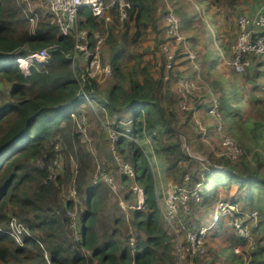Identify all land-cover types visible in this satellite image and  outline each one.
<instances>
[{"label": "trees", "instance_id": "trees-1", "mask_svg": "<svg viewBox=\"0 0 264 264\" xmlns=\"http://www.w3.org/2000/svg\"><path fill=\"white\" fill-rule=\"evenodd\" d=\"M129 1L131 7L123 24L116 10H111L113 18L109 22L95 16L88 7L79 13V27L91 31L92 45L93 31L106 35L102 56L104 60L108 58L112 77L118 80L104 95L96 79L88 78L87 93L105 103L103 113L109 117L130 113L133 119L130 122L131 134L140 143L148 134L155 132L150 155L161 160L163 171L164 168L167 173L179 171L183 175L182 182L187 174L189 184H200V200L192 199V211L188 216L197 207L205 208L210 213L209 222L218 204L227 201L238 206L242 217L257 211V225L246 220L251 225L254 248L248 258L235 251L234 260L240 264H264V174L259 167L263 162V152L253 147L264 142V83L259 84L260 78H264V58L248 52L246 58L249 63L243 72L232 69L221 73L216 70L220 57H223V65L233 58L239 35L238 17L245 14L254 18L264 6V0H204L208 2L207 12L211 11L215 16L210 24L217 25L219 31L218 41L211 43L213 48L207 44L210 33L202 18L200 21L204 24L205 34L200 36L196 2L190 6L187 2L181 6L179 0L173 2L180 29L187 24L188 28L199 30L178 41L176 37L166 38L164 16L169 10L168 0ZM223 6H231L233 11L237 9L238 17L233 19V15L221 13ZM31 17L36 18L35 27L31 25ZM150 33L154 39L147 38ZM201 38L204 40L200 41ZM167 39L179 47L174 50L172 68L166 79L168 57L161 45ZM54 44L56 47L52 49L48 63L32 66L28 75L13 55L15 52L27 55ZM184 47L197 53L193 62L188 53L182 51ZM129 49L135 51L137 59H127ZM73 53V33L62 34L45 0H0V84L9 85L0 103V264H162L157 248L163 240L162 235L166 234L161 226V211L156 200L157 177L147 153L126 135L120 136L117 146L133 165L135 175L123 179L133 180L146 190L145 209H136L132 216L137 232L136 252L132 254L130 248H121L115 234H111L113 238L102 239L96 229L103 182L85 187L88 156L81 147L82 140L74 117V114L80 115L87 101L79 98L84 64L78 60L73 67L70 57ZM180 54L186 57L183 61L191 66L193 63L194 72L198 70L202 79L198 81L196 97L188 95L193 102L190 109L182 108L183 97L175 88L180 77H196L187 72ZM159 56L163 59L161 71L156 62ZM154 67L157 70L153 71ZM242 80L252 91L245 100L240 93ZM123 81L127 82L126 85ZM94 88L103 96L93 91ZM215 103L221 116L213 115L214 128L207 127L202 114L207 109L212 116L210 110ZM246 109L252 114L244 117ZM217 121L221 128L216 127ZM200 126H205L210 133L232 136L241 146L240 156L228 158L220 148L218 150L222 152L215 150L213 144L207 148L206 160L191 156L180 132L188 135L189 127L201 137L203 132H198ZM247 133L253 140L246 136ZM58 154H64L68 163L64 175L51 180L48 178L49 166ZM72 157L78 163V199L82 192L86 193L84 208L79 215L81 239L77 242L69 235L64 236L62 226L67 219L57 203L59 195L63 194L64 199V185H68L66 180L73 174ZM194 163L197 164L195 168L189 170ZM256 183L261 185L259 189L254 188ZM64 201L66 208H73L74 200ZM12 209L34 235L25 237L23 244L1 231L13 216ZM222 217L212 227H216L217 233L230 231L235 236L234 250L235 247L244 249L246 242L235 233L226 215Z\"/></svg>", "mask_w": 264, "mask_h": 264}, {"label": "rangeland", "instance_id": "rangeland-1", "mask_svg": "<svg viewBox=\"0 0 264 264\" xmlns=\"http://www.w3.org/2000/svg\"><path fill=\"white\" fill-rule=\"evenodd\" d=\"M250 1L255 2L257 0ZM173 2L174 0H168L169 7H172L174 9ZM185 2H187L189 6L192 4V2H196V4L194 5H196L197 11L199 13V17L197 18L196 23L200 26V31L188 28V25L186 24V26L182 28L183 31L180 29L183 39H185L187 35L191 33H193L194 35L198 31L200 32V36L205 34V31L203 30L204 24L200 21V18H202L206 21L210 33V35H208V41L206 40L207 44L209 45V47L211 46L213 48L214 45L211 43L218 41L219 31L217 30V25L210 24L211 21L215 19V16L213 12H207L208 2L204 0H179L181 6L184 5ZM237 11V9L233 11L231 6H223L220 8L221 13H229L228 15L230 17L233 15V19L238 17V15L236 14ZM31 25L32 27H34V24L32 22ZM99 33L104 37L106 36L100 31ZM261 34V30H257L255 34H253L251 41L256 42L257 36H260ZM147 38L154 39V35L150 33ZM203 40L204 38L200 39V41ZM171 46L173 50H176V47L178 45L174 46L172 44ZM216 46L217 45L215 44V47ZM142 47L143 45L139 47L138 52L141 51ZM183 50L188 53L190 59H193L192 62L196 59L191 57L190 55L192 53L189 52H194V50L191 49L188 51L185 47L184 49H182V51ZM131 51L134 50L129 49L128 52H126L127 59H137L135 51L133 53ZM179 57L182 61L183 59H186L184 54H180ZM222 58L223 57L219 58V63H217L216 65V70L221 73H226L228 71L231 72V70L233 69L232 66L226 63H224V65L221 64ZM152 59H154L153 56ZM101 62L104 64L109 62L107 57L106 60H104L102 53ZM156 62L158 70L161 71L160 69L163 63L162 57L159 56ZM183 63L184 67L187 68V72L192 73V75L196 77V79L192 77V82L197 85L198 81L202 80L199 78V72L197 73L198 70L194 72V68H192L194 67L193 63L192 66L191 64H188L187 61H183ZM157 68L154 67L153 71L157 70ZM112 76L113 71L111 66V73L108 75H103V79L100 80L99 77L94 78L99 85V90L104 95L108 93V89L110 86H112L113 83H118V80L114 79ZM123 83L126 85L127 82L123 81ZM263 83L264 78L263 80L260 78L259 84L263 85ZM6 86L9 87V85L0 84V103L5 98V94L7 91ZM183 87L184 86L182 84L179 85L177 81L175 90L179 92L180 96L182 97H184V95L179 90L182 91ZM84 88L86 89L87 87L85 86ZM194 89L195 88L192 87L190 88L192 93H195ZM92 90L97 92L96 88ZM240 90L243 100L249 97V95L252 93V91L248 89V85H246L243 80L240 83ZM256 91L259 95V90ZM98 94H100L99 96L102 95L100 92ZM89 99L90 101H86L83 104L82 112L80 113V115L74 114V117L76 119V126L82 140L81 147L83 148V150H85V153H87L88 156V159L86 161V176L84 179L85 187L96 184L94 181V176L98 172L105 170L109 173V179L107 181H102L103 184H101L100 189V206L98 211L96 229L100 233L101 238H113L111 234H115V237L119 240V245L121 248H130L132 254L136 252V246L138 244L135 238V234L137 232L135 229L136 227L132 222V216L133 212L136 209H145L146 204L145 206H141L140 198L146 195V190L144 189L145 195L142 192L135 191V187H137L136 185L138 184L133 180H126L122 178L120 161L121 159L125 161L128 160H126L120 152V149L117 146L118 141L115 142V145L112 144V137H116L118 135L119 140L120 136L126 135L130 139H132V141L140 144L139 146L147 153L149 163L152 165V168L154 169L153 172L157 177L156 200L161 211L159 214L161 226L166 234L162 235L163 240L157 248L158 255L159 257H161L162 264H240L238 260H234V253L238 249L235 247L234 250L235 245L233 242V238L235 236H233L230 231L217 233L216 227H212L214 223H219L223 218L222 216L225 214H222L219 209H215V212L211 214V220L207 222L210 216L209 211L207 212L205 208L201 209L197 207L194 212H192V214L188 216L192 211V199H194L195 201L200 200V196L198 193L201 186L200 184H189V176L187 174L184 177V182H182L183 175H181L179 171L167 173L165 171V168L163 171L161 160L151 157L150 153L153 151L152 145L155 132L148 134L147 138H145L140 143L137 138L135 136H132L131 134L130 122L133 119L130 113L124 114L123 116L115 114L112 117H109L106 115V113H103V111H105V103L102 104L94 98ZM244 105L246 106V103H244ZM191 107H193V102L191 103L189 101L186 109H190ZM249 109H246L244 111V117L252 114ZM202 116L204 118L205 125L207 127L214 128L215 121L213 119V114L211 116V114H209L208 110L206 109ZM119 121H121V123H119ZM117 123H119V129L121 132L119 134L113 129L114 126L118 125ZM219 126L220 123L217 121L216 127L218 128ZM122 128H124L125 130H122ZM182 128L185 130L187 129L184 126H182ZM187 131H189L188 135L184 132H180L183 136L185 148L191 156H194L198 160H206V155L209 152L207 148L212 144L215 147V150H218V148L224 150L222 139H225V134H217V132H207L205 126L199 127L198 132H203V136L201 137L195 135V133L192 131V129L190 130L189 127ZM246 136L253 140V137L250 133H247ZM253 147L255 150L257 149L263 152V162L259 167L261 172L264 174V142L260 146L253 145ZM221 150L218 151L222 152ZM72 158L71 161L72 165L74 166L73 174L69 179L66 180V183L68 185H64L67 187H65L64 189V199L63 194L59 195L57 203L59 204L58 208H61V212L67 219V222L62 226L64 236L69 235V238H71L72 240H77V238L75 237L78 236L79 231L81 230L79 215L80 211H82L84 208V199L86 193L82 192L81 196L78 199V163L74 160V158ZM51 161H54V163L50 167L51 174L53 175L50 177V179L55 180L59 176L62 177L64 175L68 160H66L64 154H58L57 156L52 158ZM128 162L131 164L130 161ZM58 163L63 169L59 168ZM196 165L197 164L194 163L193 166L189 167V170H193ZM73 179H75V185L77 188V193L75 196L72 195L74 184ZM140 187H142V185ZM260 187L261 185L259 183H256L254 188L259 189ZM69 199L74 200L73 208H66V206L64 205L66 203L64 200ZM143 199L145 200L146 197H144ZM227 204L228 206L232 205V203H230L229 201L226 202V205ZM14 211L15 210L12 209L13 214H11L13 216L11 217H16L18 221L22 222L25 226L28 227V225L20 219V216H18L17 212ZM230 213L231 212H228L226 214V217L227 219H229L228 222L232 223L231 219H233V215ZM190 224H192V226H190ZM202 224H204L203 226L206 228H204V233L200 234L198 231L202 228ZM129 234H131V237H129ZM262 234H264V231L262 232ZM139 236H141V234ZM220 248L221 251H219Z\"/></svg>", "mask_w": 264, "mask_h": 264}, {"label": "built area", "instance_id": "built-area-1", "mask_svg": "<svg viewBox=\"0 0 264 264\" xmlns=\"http://www.w3.org/2000/svg\"><path fill=\"white\" fill-rule=\"evenodd\" d=\"M47 3L50 12L55 17L56 21L58 22L61 32L63 35H74V53L71 55V59L73 61V67H75V62L81 60L82 63H85V67H82V74L80 79V89L81 92L79 93L80 98H86L90 101L89 98H94L92 94L87 93L86 89L84 88L89 79L88 78H97L99 77L100 80L103 79V75H108L111 73V65L110 63H102L101 62V53H102V44L104 41V36L99 33V31L92 32L93 38V45L91 44V31L87 28L79 27V13L82 9L88 7L92 10L93 14L97 17H102L105 19L106 22L112 21V12L111 10H116L119 21L123 24L124 20L128 16V10L131 7V3L129 0H45ZM165 20L167 23L166 29V38L176 37L178 41L183 39L181 31H180V19L179 16L176 14L174 9L169 7V10L165 14ZM31 22L36 25V18L31 17ZM238 25H239V35L237 41L234 45V55L231 60L228 61L233 69L241 73L245 70L249 60L246 58L248 52H254L259 56L264 58V6L261 7L254 18H250L248 15L241 14L238 17ZM257 30H261L262 34L257 36V41L252 42L251 38L253 34ZM172 41L167 39V41L162 42V48L165 50L166 55L168 57L166 61V76L165 78H169V73L172 68V58L174 56V50L172 48ZM56 47V44L51 45L49 47H45L39 51L31 52L27 55H21L18 52L13 53L15 60L19 63L20 67L22 68L25 74H30L31 67L34 65H45L48 63L51 57V51ZM190 50V49H189ZM192 54L190 55L193 58H197V53L189 51ZM193 60V59H192ZM195 82V81H194ZM179 85L182 84L184 87L179 90L183 93L184 97L181 100V105L183 108L186 109L187 104L191 100L188 96L189 94L196 97V92L192 93L190 88L198 89V84L192 82V79L187 77H180L178 79ZM187 90V92H186ZM95 99V98H94ZM93 99V100H94ZM211 113L216 115L220 118V113L218 111L217 103L211 108ZM121 123V121H119ZM118 125L114 126V130L117 133H121ZM221 128V124H220ZM113 142L112 144L115 145V142L118 141V135L116 137H112ZM223 147L222 150L223 154L226 155L228 158L236 159L242 153V149L240 144L230 135H226L225 139L223 140ZM54 161L51 162L49 166V179L51 176L50 167L53 165ZM59 168L63 169L60 164L58 163ZM120 170L122 174V178L125 177H134L135 171L132 164L128 161L121 159L120 161ZM109 179V173L105 170H102L95 174L94 181L95 183H99L101 181H107ZM73 191L72 195L75 196L77 193V188L75 185V179H73ZM135 191L142 192L145 195L143 187L136 185ZM146 197V196H144ZM140 198V205L145 206L146 199ZM236 206V207H235ZM217 209L221 211L222 214H230L233 215L232 224L234 226L235 231L242 239L246 242V247L241 248L237 247V252L244 253L246 258L250 251L254 248V237L252 235V229L249 222H246L247 219L254 224L257 225L259 218L258 212L252 211L248 213V216L242 217L239 213L238 206L236 204L226 205V202H220L217 206ZM78 228V226H77ZM204 228L202 227L198 232L200 234L204 233ZM3 232L11 235L18 243L23 244L25 237H34L30 229L25 226L22 222L18 221L16 217H11L8 225L2 229ZM75 242L81 239V234H79Z\"/></svg>", "mask_w": 264, "mask_h": 264}, {"label": "clouds", "instance_id": "clouds-1", "mask_svg": "<svg viewBox=\"0 0 264 264\" xmlns=\"http://www.w3.org/2000/svg\"><path fill=\"white\" fill-rule=\"evenodd\" d=\"M19 64V63H18ZM22 69V68H21ZM80 98V97H79ZM80 99H84V100H87L86 98H80ZM96 99V98H95ZM97 100V99H96ZM88 101V100H87ZM146 196V195H145ZM8 225V224H7ZM5 228V227H4ZM3 228H1V231H2ZM5 233V232H4Z\"/></svg>", "mask_w": 264, "mask_h": 264}, {"label": "crops", "instance_id": "crops-1", "mask_svg": "<svg viewBox=\"0 0 264 264\" xmlns=\"http://www.w3.org/2000/svg\"><path fill=\"white\" fill-rule=\"evenodd\" d=\"M82 64H85V63H82ZM82 67L84 68V67H85V65H82Z\"/></svg>", "mask_w": 264, "mask_h": 264}]
</instances>
